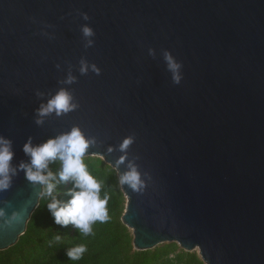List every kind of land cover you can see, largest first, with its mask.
Instances as JSON below:
<instances>
[{
  "label": "water",
  "instance_id": "1",
  "mask_svg": "<svg viewBox=\"0 0 264 264\" xmlns=\"http://www.w3.org/2000/svg\"><path fill=\"white\" fill-rule=\"evenodd\" d=\"M61 89L76 107L39 116ZM76 127L94 141L85 156L141 175L138 190L121 184L136 250L176 242L206 264H264V0H0V137L15 169L0 250L43 194L19 167L24 145Z\"/></svg>",
  "mask_w": 264,
  "mask_h": 264
},
{
  "label": "trees",
  "instance_id": "2",
  "mask_svg": "<svg viewBox=\"0 0 264 264\" xmlns=\"http://www.w3.org/2000/svg\"><path fill=\"white\" fill-rule=\"evenodd\" d=\"M99 157L85 156L84 162L89 172L102 182L100 195L101 198L107 197V222H95L92 233L87 236L80 234L72 224L62 226L55 223L47 204L53 198L66 203L71 198L68 192L73 189L74 182H60L62 165L58 160L50 162L47 171L54 174L56 189L52 196L40 198L17 243L0 250V264H206L197 251H186L176 242L136 250L132 230L122 220L127 198L117 170ZM81 244L87 251L81 259L70 260L67 251Z\"/></svg>",
  "mask_w": 264,
  "mask_h": 264
},
{
  "label": "clouds",
  "instance_id": "3",
  "mask_svg": "<svg viewBox=\"0 0 264 264\" xmlns=\"http://www.w3.org/2000/svg\"><path fill=\"white\" fill-rule=\"evenodd\" d=\"M83 33L85 36L93 34L91 28L87 26L83 28ZM165 58L168 61L169 69L173 72L174 82L179 84L180 65L173 60L171 55H166ZM81 71H86V67H82ZM96 71L99 70L96 69ZM72 79L69 77L68 82H71ZM71 101V94L61 89L46 105H41L37 110L38 115L42 117L52 112L57 115L65 114L76 107ZM42 122L41 119L36 120L37 124ZM131 142V138H126L120 146L121 151L126 150ZM92 143L94 141L87 139L78 127L36 146H33L29 139L24 145L23 151L30 157V163H21L19 166L25 171L28 181L43 185L41 198H46L52 196L56 189L55 176L51 171H47L49 163L57 160L61 163L59 181L71 180L74 182L73 189L68 192L71 198L66 203L53 198L47 207L56 224L62 226L72 224L84 236L92 233V225L95 222L104 223L109 219L107 197L101 198L100 195L102 182L89 172L84 162L85 153ZM13 155L11 141L0 137V190L8 189L11 184V176L15 175V169L11 166ZM99 159H103V157H99ZM124 160L125 157L122 156L117 161V167L124 163ZM128 168L127 172L120 175L119 183L127 184L133 190L143 187V181L136 166L129 162ZM0 216H3V211H0ZM16 216L17 214L14 213L13 218ZM56 239L59 240L60 237L57 236ZM86 251V246L81 244L70 248L66 255L70 260L75 261L81 259Z\"/></svg>",
  "mask_w": 264,
  "mask_h": 264
},
{
  "label": "rangeland",
  "instance_id": "4",
  "mask_svg": "<svg viewBox=\"0 0 264 264\" xmlns=\"http://www.w3.org/2000/svg\"><path fill=\"white\" fill-rule=\"evenodd\" d=\"M130 229V228H129ZM131 230V229H130ZM197 252H198V250H197Z\"/></svg>",
  "mask_w": 264,
  "mask_h": 264
}]
</instances>
